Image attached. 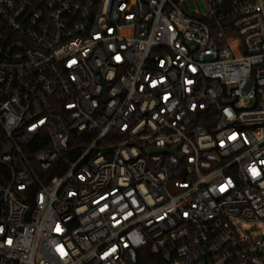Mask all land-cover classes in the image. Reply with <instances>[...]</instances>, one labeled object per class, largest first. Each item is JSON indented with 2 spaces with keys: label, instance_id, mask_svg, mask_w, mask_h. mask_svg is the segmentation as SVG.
Here are the masks:
<instances>
[{
  "label": "built area",
  "instance_id": "2783aa9c",
  "mask_svg": "<svg viewBox=\"0 0 264 264\" xmlns=\"http://www.w3.org/2000/svg\"><path fill=\"white\" fill-rule=\"evenodd\" d=\"M0 264H264V0H0Z\"/></svg>",
  "mask_w": 264,
  "mask_h": 264
},
{
  "label": "rangeland",
  "instance_id": "374dc122",
  "mask_svg": "<svg viewBox=\"0 0 264 264\" xmlns=\"http://www.w3.org/2000/svg\"><path fill=\"white\" fill-rule=\"evenodd\" d=\"M188 7L191 10L197 11L203 7V0H186Z\"/></svg>",
  "mask_w": 264,
  "mask_h": 264
}]
</instances>
